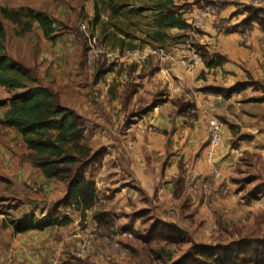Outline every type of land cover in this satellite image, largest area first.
Segmentation results:
<instances>
[{"label": "crops", "instance_id": "0c3cea01", "mask_svg": "<svg viewBox=\"0 0 264 264\" xmlns=\"http://www.w3.org/2000/svg\"><path fill=\"white\" fill-rule=\"evenodd\" d=\"M39 1L46 5L50 2ZM174 1L180 5L182 0ZM187 1L190 21L186 10L183 17L191 28L168 29V43L162 47L171 49L173 59L167 61L162 55L151 53L153 48L147 43L142 48L123 51L108 46L104 47L103 58L100 56L92 66L86 64L90 71L93 69V83L89 86L88 80L83 83V74L75 64L62 73L65 85L62 92L72 94V100H63L60 91H55L65 106L86 120L85 137L89 146L94 152L103 153L91 176L96 192L92 209L82 214L73 204L61 205L68 194L67 184L46 178L37 167L33 173L28 161L22 162L18 155L1 147L0 142V187L6 181L24 182L17 186L31 198L30 215L45 219L51 210H57L59 215L71 218L68 225L14 233L8 239L7 230L0 231L3 264L10 260L8 264H80L78 260L87 264H146L143 252L137 251V247L193 242L182 220H192L197 214L205 222L213 217L217 219L214 212L220 205L236 209V196L224 195L228 187L216 190L211 178L207 182L203 178L217 170L216 178L222 179L221 185L225 180L229 183L230 176L231 184L235 185L240 179L239 174L238 178L234 176L238 159L245 153L264 156V28L256 21L242 24L247 15L244 7L264 8V0ZM85 3L76 0L72 5L79 9ZM205 8L204 23L196 26L195 19ZM144 29L152 30V27ZM137 33L139 38L135 43L149 41L142 30ZM173 38L178 39L172 42ZM191 39L204 45L209 53L223 55L225 62L210 68L203 62L187 69L180 61V49L191 45ZM126 42L129 44L130 40ZM136 51H148V54L137 58L128 54ZM110 59L114 62L110 63ZM102 62L111 68L98 75ZM119 62L128 66L121 69ZM215 88L224 91L215 92ZM88 92L100 98L94 100V108L87 101ZM242 92L249 95L239 100ZM233 104H237V115L229 112ZM214 116L224 121L223 141L212 163H208L205 160L207 123ZM4 122L3 109L0 127L5 129L0 130V139L8 144L9 136L5 132L12 134L17 130ZM91 135L102 143H89ZM259 141L262 144L258 146ZM5 158L10 162L12 159L9 171L1 163ZM189 178L200 179L195 183L200 188L193 197L186 194ZM4 194L2 190L1 195ZM35 208L44 212L37 213ZM166 226L171 227L164 232ZM168 234L176 235L177 239L161 238ZM8 246L13 248V253L5 248ZM153 253L155 259L150 264H172L183 255L172 258L173 252L164 247L155 248Z\"/></svg>", "mask_w": 264, "mask_h": 264}, {"label": "trees", "instance_id": "16d2710c", "mask_svg": "<svg viewBox=\"0 0 264 264\" xmlns=\"http://www.w3.org/2000/svg\"><path fill=\"white\" fill-rule=\"evenodd\" d=\"M92 8V19H89L90 35L94 36V31L99 28V42L110 48L119 47L120 51L142 48L144 43L152 48L165 47L169 38L166 32L168 29L191 28L183 17V4L179 5L174 0H93ZM244 10L247 15L242 24L249 25L251 21H256L264 28V8L247 5ZM148 15L151 16L152 30L143 31L149 41L137 44L134 40L139 38L136 30H139L138 22ZM0 18V86L11 93L6 102H0L1 106L6 107L4 123L20 133L27 147L28 153L22 154L20 159L30 161L46 178L66 183L68 194L61 201V205L66 207L73 204V208L83 214L96 204L95 184L91 179L93 171L87 176L86 168L95 164L94 170L103 153L94 152L89 146L83 118L65 106L59 94L49 85H44L31 68L8 54L6 28L2 22L6 20L13 24L18 35L30 31L37 23L45 37L52 38L55 35L54 19L32 7L13 9L8 6H0ZM234 27L236 26L232 28ZM77 35L83 37L79 32ZM85 39L87 40L86 37L84 41ZM127 39L130 40L129 44ZM176 39L178 38L171 41ZM194 45L208 68L225 62L223 55L209 53L204 45ZM108 68L111 67L102 62L98 75ZM214 91L221 93L224 90L215 88ZM263 187L261 185L256 188L255 195L262 193ZM70 222V217L51 210L48 218L38 219L35 215H29L20 220L11 219L9 224L14 233H24L44 230L50 226L68 225ZM170 227L166 226L164 232ZM235 229L239 236L228 244L194 245L172 264H264V234H249L250 237H247L242 235L240 228ZM161 238L175 240L177 236L168 234ZM78 261L80 264H87Z\"/></svg>", "mask_w": 264, "mask_h": 264}, {"label": "rangeland", "instance_id": "374dc122", "mask_svg": "<svg viewBox=\"0 0 264 264\" xmlns=\"http://www.w3.org/2000/svg\"><path fill=\"white\" fill-rule=\"evenodd\" d=\"M75 1L63 0L60 2V0H50L49 4L46 5L40 3L39 0H0V6H8L13 9H18L22 7H32L35 10L44 12L45 14L48 15L52 13L53 16L51 15L50 16L53 17L55 22V35L52 38L45 37L44 32L40 29L39 26H37L38 25L37 23L34 24L35 27H33L30 31H27L22 35L20 34L18 35L16 34L17 28L13 24H11L9 21L2 20L6 28V50L13 59L31 68L33 73L42 81L44 85L47 84L50 87H52L54 90H59L63 100L66 101L72 100V94L66 95L62 92L63 88L65 87L62 77V73L65 72L64 69L68 67H72L73 64H75L79 68V72L83 74V83H85L88 80L86 85L89 86L90 82L93 83V78H92L93 72H91L93 71V69H91L90 71V68L88 66H92L94 62L92 64L87 63V57L89 54L88 47L92 46L93 44L97 46L101 44L99 42L100 39H98L100 34L99 28H96L95 31L93 30L94 36L90 35L89 32L91 30L89 19H92V15H93V8L90 9V6L93 5V0H82L87 3L83 5L84 7L82 6L79 9L75 8L78 9L77 11H75L72 5V3H74ZM77 3L78 2H76V4ZM181 4H183L184 11L186 10L188 20L190 21L191 13L187 10L189 8L188 1L182 0ZM76 7H79V5H77ZM150 22H151V16L148 15L145 19L142 20V22L141 21L138 22L137 28H139L142 31L144 27L150 28V26L152 27V24ZM136 30L138 31V29ZM77 32L81 33L83 37L80 38L77 35ZM171 33L174 34V32ZM177 33H175V35ZM85 37L87 38V40L85 39L84 41ZM189 43L191 44L192 47H195L194 45L195 40L193 41V39H191ZM104 47H108V46L101 44L99 45L98 48H103L105 50ZM183 49L184 47L180 50L184 52L185 50ZM64 51H67V54ZM110 52L112 51L109 50V53ZM168 52L172 53L171 49ZM107 58L109 59V57ZM169 60L170 59H167V61ZM100 61L97 64H99ZM109 61L110 63L114 62L113 59L112 60L110 59ZM124 65H125L124 63H120L119 68L123 69ZM126 66L124 67L126 68ZM125 80H126V76L123 77V81ZM10 95L11 93L5 87L0 86V102H6L10 97ZM248 95L249 93L242 92L239 100H243V98H247ZM94 100L98 101L100 100V98L99 97L96 98L93 94L88 92L87 101L88 102L90 101V105L92 108L96 106ZM233 105L234 106L228 108L229 112L231 114L237 115V111H236L237 104H233ZM3 109L5 113L6 107L0 105V111ZM219 121L223 126L224 121H222L221 117ZM232 121L233 123L235 122V120ZM84 122H86V120ZM234 124H236V122ZM4 129L5 127L3 126L0 127V130H4ZM5 135L9 136V143L6 144L4 140L0 139V142L2 143L1 147L5 148L7 151L8 150L11 151L13 154H15V156L18 155L19 158L21 157L22 154L24 155L28 153L27 147L23 142L22 137L18 131H15V133L12 134H8L7 132H5ZM19 136L21 138H19ZM14 137H16V140L13 141ZM88 141L92 145H94L97 142L102 143L100 139H94L93 135H91ZM222 141L223 140H221V143ZM260 144H262L261 141L258 142V146ZM207 146H208V142L206 148ZM214 157L208 158L206 155L205 160L208 163H212ZM21 161L23 162L25 160H21ZM28 162H29L28 164L31 167V170H33V173L37 172L35 171L36 166L32 164L30 161ZM1 163L2 165L5 166L6 171H9L10 165H13L12 159L10 162L9 158H5L4 162ZM94 165H90L86 168L87 176L92 173ZM15 166L17 167L16 164ZM18 168H20V166ZM236 168L237 169H234V176L238 178L237 174H239L240 179L236 180L235 185L231 184L232 182L231 176L229 180L230 182L226 183L225 180L224 185H221L222 179L220 178H216L215 180H212L213 175L211 174L210 176L203 178L205 182L208 181V177L211 178V180L215 183V184L212 183L213 186H217L216 190H219V188L221 190L222 188L228 187L227 192H225L224 190L225 193L224 192L223 193L224 195L233 193L236 196L237 199V202L235 204L236 209L235 208L231 209L232 207L222 208V205H220L218 210L214 212L216 214L215 217H218L217 219H214L213 217V219H209V221L205 222L202 221L201 219L203 218V216L197 214L196 216H194L192 220L190 219L182 220L183 222L182 225L188 228L189 232H191L190 238L193 242H189L183 245L169 244V243L162 245L153 244L152 248L137 247L136 249L137 251L138 249H140V251L143 252L146 264L152 263V261L155 259L153 253L155 251V248L164 247L167 250L173 252L172 258H177L183 254V252L186 250L188 246L192 248L194 245H200V243H206L209 244L210 246H214L217 244H228L229 242L235 240L239 236L235 228H240L242 235H246L247 237H250L248 236L249 234H251V236L253 235L259 236L261 234H264V187L262 189V193L257 195H255L254 193L256 191V188H259L257 184L264 183V156L262 158L259 157L257 154L252 156L249 153L248 154L245 153V155L241 157V159H238ZM17 173L19 172L17 171ZM9 176L13 177V174L12 175L9 174ZM17 176L19 177V175ZM254 176L256 177V180ZM198 182H200V179H194V178L188 179L186 194L189 197H193L197 195V190L200 188V186H195V183ZM18 184H24V182L21 183L20 181L18 182L6 181L4 182L2 188L0 187V231L7 230L6 232L7 239L12 238L14 235L12 226H10L11 224H9L10 220L24 219L26 216H29L32 213V211H30L31 208L29 206L31 198L29 195H25L20 191V189L17 186ZM262 185L264 186V184ZM2 190L5 191L4 195H1ZM26 202L28 203V206L25 205ZM35 210L38 211L37 213L44 212V210L39 211L38 208H35L34 211ZM224 217H226L227 219H224ZM224 226H226V228ZM9 229L10 231H8ZM1 246H2V242L0 239V250L2 249ZM190 247L184 252V254L190 249ZM5 248L10 249L9 252L13 253L12 247L8 246ZM8 258L9 257L7 256V260ZM0 263L3 264L4 261H0ZM5 263L6 264L11 263V260Z\"/></svg>", "mask_w": 264, "mask_h": 264}, {"label": "built area", "instance_id": "2783aa9c", "mask_svg": "<svg viewBox=\"0 0 264 264\" xmlns=\"http://www.w3.org/2000/svg\"><path fill=\"white\" fill-rule=\"evenodd\" d=\"M205 14H206V8L201 10V14H199L197 18L195 19L194 24L196 26L203 25ZM98 47L99 46L92 45L91 48L89 49V54L87 57L88 64H92L93 62H95L97 59L100 58L101 54L104 53L105 50L103 48H98ZM183 50L185 51L181 53L180 61L185 63L187 69L189 70L194 69L195 66H199L203 64V60H202V57L199 51L196 50L194 47H192L191 45H187L184 47ZM148 51H144V52L136 51V52H131L128 54L137 58L139 55H142V56L147 55ZM150 51L151 53H157L159 55H162L164 58L173 59L172 53L168 52L169 50H166L165 48L158 47V48H153ZM207 126H208V132H209V139H208V146L206 148L207 149L206 155L208 158H211L218 154V150H219L218 147L222 140V136H221L222 124L218 118L212 117L209 119ZM216 174H217V170H214L212 172V175H213L212 180L216 179ZM129 236H132V234H130ZM123 251L125 253H128L127 249H123Z\"/></svg>", "mask_w": 264, "mask_h": 264}]
</instances>
